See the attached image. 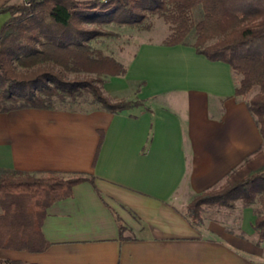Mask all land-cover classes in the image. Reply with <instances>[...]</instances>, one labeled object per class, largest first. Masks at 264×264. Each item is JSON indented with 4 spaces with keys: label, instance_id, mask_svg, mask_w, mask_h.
<instances>
[{
    "label": "crops",
    "instance_id": "crops-1",
    "mask_svg": "<svg viewBox=\"0 0 264 264\" xmlns=\"http://www.w3.org/2000/svg\"><path fill=\"white\" fill-rule=\"evenodd\" d=\"M19 1L0 0V7ZM7 17L0 15V26ZM126 66V75L111 77L103 91L111 101L143 103L130 111L0 113V169L95 177V184L76 185L71 198L48 209L46 251L0 249V258L29 264H264V244L250 239L255 206L239 204L236 217L207 207L201 226L185 215L196 195L222 185L264 149L248 99L236 96L240 76L190 44L142 43ZM114 211L136 240L120 239Z\"/></svg>",
    "mask_w": 264,
    "mask_h": 264
},
{
    "label": "trees",
    "instance_id": "trees-1",
    "mask_svg": "<svg viewBox=\"0 0 264 264\" xmlns=\"http://www.w3.org/2000/svg\"><path fill=\"white\" fill-rule=\"evenodd\" d=\"M198 8L202 17L193 22L190 16ZM2 14L8 17L0 26V113L26 108L86 111L71 107L85 95L92 97V110L112 114L142 106L134 100L111 101L104 94L106 77L125 76L127 66L91 43L116 36L103 28L107 25L149 30L150 17L159 16L174 25L166 45L190 44L208 59L228 63L241 76L236 96L248 99L264 141V0H21L2 5ZM192 28L195 39L188 41ZM69 72L86 76L70 78ZM83 182L95 184V177L0 169V249L46 251L50 242L43 225L48 209L71 198L74 187ZM237 202L244 207L260 204L253 229L261 245L264 149L222 185L196 195L185 215L201 226L205 207L234 209ZM114 214L120 239L136 240L132 228ZM0 264L29 263L0 258Z\"/></svg>",
    "mask_w": 264,
    "mask_h": 264
},
{
    "label": "rangeland",
    "instance_id": "rangeland-1",
    "mask_svg": "<svg viewBox=\"0 0 264 264\" xmlns=\"http://www.w3.org/2000/svg\"><path fill=\"white\" fill-rule=\"evenodd\" d=\"M193 22L201 19L202 17V10L198 8L196 11L192 13L190 16ZM150 24L149 30L138 29V28H131L127 26H117V25H107L103 27L105 30H110L116 33V36L111 37H101L94 41H92V46L96 49H100L107 55H111L117 60L121 61L125 65H127L130 58H132L135 51L140 47L142 43L146 42H162L165 43L166 40L169 38L170 34L172 33V28L174 25L170 22H167L164 18L159 16H152L148 20ZM194 29L192 28L187 40L194 41ZM239 75V74H238ZM68 76L70 78L73 77H85L86 74L83 72H69ZM240 76V75H239ZM107 80H110V77ZM241 79V76H240ZM102 89L104 88V84L101 85ZM104 92V91H103ZM253 95V94H252ZM250 95V96H252ZM249 96V97H250ZM91 95L83 96L77 105L71 106L74 109H81V110H92L94 106L91 104ZM119 101V100H118ZM241 204V202H237L236 207L234 209H227V208H220V207H212V211L215 210H230V212H234L233 216L236 217V209L237 206ZM207 208V207H205ZM256 212L260 211V204L255 205ZM221 218L223 219L224 216L222 215ZM235 226V225H234ZM234 230H237V227H234ZM250 239L254 242L257 241V236L255 234L250 236ZM264 244V243H263Z\"/></svg>",
    "mask_w": 264,
    "mask_h": 264
}]
</instances>
